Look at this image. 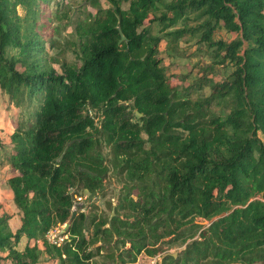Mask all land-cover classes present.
<instances>
[{
    "label": "trees",
    "instance_id": "1",
    "mask_svg": "<svg viewBox=\"0 0 264 264\" xmlns=\"http://www.w3.org/2000/svg\"><path fill=\"white\" fill-rule=\"evenodd\" d=\"M89 1L67 61L46 43L59 46L53 19L71 6L0 0V89L22 115L9 152L0 137L21 212L13 231L0 208V264H127L178 244L162 264H264V0ZM185 37L210 58L193 80L169 75L160 55ZM110 167L123 181L112 220L73 216L74 195L101 189ZM58 223L59 246L47 238Z\"/></svg>",
    "mask_w": 264,
    "mask_h": 264
},
{
    "label": "rangeland",
    "instance_id": "2",
    "mask_svg": "<svg viewBox=\"0 0 264 264\" xmlns=\"http://www.w3.org/2000/svg\"><path fill=\"white\" fill-rule=\"evenodd\" d=\"M65 4L71 6L70 11L67 13L66 16L63 18H54L53 22L54 24H61V28L59 29V32L54 34V38H56L59 42V46L57 47H49L48 43H46V46L49 51L48 54L50 57L52 56H58L60 59H66L67 61H74L76 60L77 52L76 47L74 44H72V40L75 38V18L76 14L80 10H92L94 11V7L89 0H64ZM103 7H107L109 5L107 0H100ZM22 7L20 6L19 11L23 13ZM52 9H54L52 7ZM86 13H84L85 15ZM217 38H223L224 40H231L234 35L232 33L227 32L225 29H219L216 32ZM46 48V49H47ZM161 50V58L164 60L165 64L169 68V75L171 74H177V75H186L191 74V80L195 79L197 77V70L196 67L198 63L201 65H207L210 63V58L205 53V50H207V47L205 45H200L197 43L195 38H188L185 37L181 40L180 49L178 50V53H176L174 56H170L167 52V44L165 41L161 43L160 46ZM18 53V49L13 47H8L6 51V56L11 57ZM55 66L59 68V64L56 63ZM233 70V67L231 65H228L227 68L218 67L216 74H215V80H221L222 78L228 76ZM202 74V73H201ZM200 74V75H201ZM10 101L7 99L6 96H4L0 89V137L7 145L8 152L12 148V142H11V136L14 133V130L16 129V125L19 119H21L22 115L19 112L17 107H14L10 105ZM100 121H98L99 123ZM102 152L104 155L109 154V147L105 145V143L102 141ZM5 150H1L0 155V208L2 211H6L9 214H11V220L10 224L12 227V230L15 231L19 228L21 224V212L19 209V206L17 205L15 201V197L12 193V190L9 186V178L13 174V169L9 167L6 163V159L4 158ZM110 156V155H109ZM104 186H105V194H102L101 192L98 193L95 197H93V200L88 203V196L89 194H76L74 195L75 201H74V207L73 210L78 211H85L89 214V216H98L101 217H109L112 215L113 210L115 211V205L118 202L119 194L121 193V187L123 186V181L119 175H117L116 171L112 170V167H110V171L108 173L107 178L104 180ZM73 192V190H71ZM70 192V193H71ZM87 195V196H86ZM80 196L82 197V200H80ZM95 203L97 208L92 211L90 209V204ZM86 204V206L83 208L82 205ZM112 205V208H111ZM196 222H198L201 225L208 224L209 222L207 220H203L201 218H196ZM68 227V223H58L55 227H53L48 233L53 231L52 235H58L62 230H66ZM66 232L62 233L65 234ZM93 234V227L91 226L88 231L87 235L92 236ZM199 236V234L197 235ZM26 239H23L21 241V244L19 245L20 249L22 250L25 246ZM129 246V243H128ZM90 247L92 250H94V245L90 244ZM184 248V245L178 244L176 246H170L166 251L162 254L157 255L156 257H150L145 252H142L138 255L137 261L134 263L127 262V264H162L164 255L166 254H177L179 255L180 251ZM104 254V253H103ZM103 255L96 256L92 260V264H106L105 258L102 257ZM42 264H55L51 260L46 259L45 257L41 260ZM108 264V263H107ZM119 264V263H116Z\"/></svg>",
    "mask_w": 264,
    "mask_h": 264
},
{
    "label": "built area",
    "instance_id": "3",
    "mask_svg": "<svg viewBox=\"0 0 264 264\" xmlns=\"http://www.w3.org/2000/svg\"><path fill=\"white\" fill-rule=\"evenodd\" d=\"M80 197H81L80 200H82L83 196H80ZM53 231H55V230H53ZM53 231H51L50 233L47 234V238H48L49 242L56 244L58 246L62 245L65 242V240H67L69 237V235L66 233L62 234L64 232H66V230H64V231L62 230L58 235H52L51 233Z\"/></svg>",
    "mask_w": 264,
    "mask_h": 264
},
{
    "label": "water",
    "instance_id": "4",
    "mask_svg": "<svg viewBox=\"0 0 264 264\" xmlns=\"http://www.w3.org/2000/svg\"><path fill=\"white\" fill-rule=\"evenodd\" d=\"M125 39V36L122 34V37H121V40ZM150 144V143H149ZM103 190H105V186H103L101 189H99L98 191H94L93 193H91L89 196H88V200L87 202L90 203L92 200H93V197H95L98 193L102 192ZM86 206V204H83L82 207L84 208ZM76 211H73V216L76 215ZM115 215V211L113 210L112 212V215L110 216L109 220L111 221L113 216ZM72 216V217H73ZM173 256L176 258L177 257V254H173Z\"/></svg>",
    "mask_w": 264,
    "mask_h": 264
}]
</instances>
